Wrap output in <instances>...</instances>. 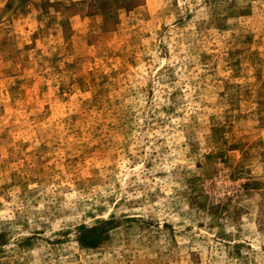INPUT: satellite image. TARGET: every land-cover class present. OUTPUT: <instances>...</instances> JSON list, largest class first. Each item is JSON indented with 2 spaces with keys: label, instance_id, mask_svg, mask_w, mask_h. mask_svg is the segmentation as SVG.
Here are the masks:
<instances>
[{
  "label": "rangeland",
  "instance_id": "1",
  "mask_svg": "<svg viewBox=\"0 0 264 264\" xmlns=\"http://www.w3.org/2000/svg\"><path fill=\"white\" fill-rule=\"evenodd\" d=\"M0 264H264V0H0Z\"/></svg>",
  "mask_w": 264,
  "mask_h": 264
}]
</instances>
